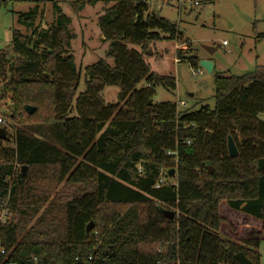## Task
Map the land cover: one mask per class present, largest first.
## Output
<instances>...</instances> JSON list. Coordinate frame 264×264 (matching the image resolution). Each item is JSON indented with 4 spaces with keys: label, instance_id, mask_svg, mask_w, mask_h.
<instances>
[{
    "label": "trees",
    "instance_id": "1",
    "mask_svg": "<svg viewBox=\"0 0 264 264\" xmlns=\"http://www.w3.org/2000/svg\"><path fill=\"white\" fill-rule=\"evenodd\" d=\"M54 9L45 33L29 23V35L13 32L11 54L0 52V79L11 74L7 91L16 108L24 112L48 98L54 116L17 129L12 147L0 146V206L7 197L16 214L0 225V264H237L238 253L258 264V253L219 237L218 209L225 203L264 226V68L216 76L214 108L153 103L155 88L174 90L175 81L151 72L144 50L160 33L176 39L177 27L146 0H120L102 9L98 25L109 50L85 68L78 93L74 36ZM106 86L120 88L115 104H105ZM228 137L235 158L228 156ZM15 166L28 170L16 173ZM48 170L57 182L86 187L64 204L62 238L48 231L44 213L31 226L42 202L31 180ZM117 205L130 208L110 212ZM171 210L169 220L163 212ZM91 221L97 230L87 233Z\"/></svg>",
    "mask_w": 264,
    "mask_h": 264
},
{
    "label": "rangeland",
    "instance_id": "2",
    "mask_svg": "<svg viewBox=\"0 0 264 264\" xmlns=\"http://www.w3.org/2000/svg\"><path fill=\"white\" fill-rule=\"evenodd\" d=\"M118 1L120 0H0V52L11 54L13 32L29 35V23L34 24L32 29L45 33L52 26L57 15L54 8L58 7L68 18V30L74 36L69 47L75 68L80 73L78 93L82 92L85 68L105 59L109 50V43L103 42L99 29V16L105 3L108 2L111 6ZM146 1L150 11L174 23L178 33V37L173 40L160 33L162 39L144 50L151 72L158 76H171L175 81L174 90L157 86L153 103L176 104L180 107L178 110H198L204 106L214 108L216 76L236 77L264 68V40L258 39L264 34V0H193L199 2V6L182 7L180 13L176 9L175 0ZM204 47L213 51L209 52ZM176 53H180L183 59L178 60ZM189 57H197L198 63L191 65L187 59ZM201 60L212 63L211 73L200 67ZM10 79L9 73H6L5 80L0 79V119L5 122L0 128L5 129V135L10 139L7 142L0 141L2 148L12 147L17 129L26 125L48 123L54 117L48 98L39 107L32 106L37 111L34 116L28 115L25 110H18L14 94L7 91ZM143 85V82L140 83L138 88ZM119 92L118 86H106L103 90L105 104H115ZM46 96L48 97L47 93ZM179 103L183 106H179ZM22 169L15 166L16 173H21ZM27 170L25 168V174ZM162 171L165 172L166 169ZM31 181L39 187L37 194L42 199L31 226H36L44 213L48 218V231H53V236L62 238L65 229L64 204L73 197L81 196L86 191L85 185L57 182L49 174V170L44 176H36ZM4 205L8 211L7 224L13 223L16 214L10 212L7 198L2 206ZM108 208L110 212L123 214L130 207L117 205ZM218 211L224 219L220 225L219 237L258 253V264H264L263 224L230 210L225 203L219 205ZM91 224L90 231L96 232L97 225L93 221ZM39 227L44 228V224ZM256 240L259 241L258 249L253 248Z\"/></svg>",
    "mask_w": 264,
    "mask_h": 264
},
{
    "label": "water",
    "instance_id": "3",
    "mask_svg": "<svg viewBox=\"0 0 264 264\" xmlns=\"http://www.w3.org/2000/svg\"><path fill=\"white\" fill-rule=\"evenodd\" d=\"M205 50L209 51V52H212L213 50L209 47H204ZM194 59H197V57H194ZM199 65L200 67H202L204 70H206L208 73H211L212 70H213V65L211 62L209 61H206V60H201L199 61ZM25 112L28 114V115H31L34 111H35V108L34 107H31V106H26L24 108ZM0 141H9V138L5 135V129L3 128H0ZM227 152H228V156L230 158H235L237 157V150H236V147L234 145V142L232 140L231 137H228L227 138ZM208 168V171H211L212 168L211 167H207ZM23 170V174L25 173V167L22 169ZM175 171L173 169L169 170L168 172V176L169 177H172L174 175ZM163 214L167 217V219L169 220H172L175 216V214L173 212H170V211H164ZM92 227V224L89 223L87 226H86V232L88 233L90 231ZM235 260L237 262V264H254L252 261H250L243 253H238L235 255Z\"/></svg>",
    "mask_w": 264,
    "mask_h": 264
},
{
    "label": "built area",
    "instance_id": "4",
    "mask_svg": "<svg viewBox=\"0 0 264 264\" xmlns=\"http://www.w3.org/2000/svg\"><path fill=\"white\" fill-rule=\"evenodd\" d=\"M175 6H176L177 11L180 13L182 7L184 8L196 7V6H199V2L193 1V0H175ZM179 106H183V104L179 103ZM4 125H5V122L2 119H0V126L3 127ZM160 184H162V180H160L157 183L156 188H158ZM7 201H8V198H7ZM7 212L8 211H7L6 205L0 207V225L2 226L7 224V221H6ZM0 255H4V250L2 249L0 250ZM91 260H92L91 257H89L88 261H91Z\"/></svg>",
    "mask_w": 264,
    "mask_h": 264
},
{
    "label": "crops",
    "instance_id": "5",
    "mask_svg": "<svg viewBox=\"0 0 264 264\" xmlns=\"http://www.w3.org/2000/svg\"><path fill=\"white\" fill-rule=\"evenodd\" d=\"M242 214V213H241ZM244 215V214H243ZM246 216V215H245ZM247 217H249V216H247ZM249 218H251V219H253V220H256V219H254V218H252V217H249ZM256 221H258V220H256ZM260 222V221H259Z\"/></svg>",
    "mask_w": 264,
    "mask_h": 264
}]
</instances>
